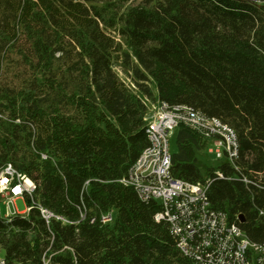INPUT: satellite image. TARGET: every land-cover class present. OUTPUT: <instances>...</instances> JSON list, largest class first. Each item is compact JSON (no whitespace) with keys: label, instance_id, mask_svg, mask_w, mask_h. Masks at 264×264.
Listing matches in <instances>:
<instances>
[{"label":"trees","instance_id":"obj_1","mask_svg":"<svg viewBox=\"0 0 264 264\" xmlns=\"http://www.w3.org/2000/svg\"><path fill=\"white\" fill-rule=\"evenodd\" d=\"M161 100L234 130L237 156L203 173L208 140L180 125L171 173L210 177L212 208L264 243V0H0V170L69 220L0 216L9 264H195L155 219L160 200L123 181Z\"/></svg>","mask_w":264,"mask_h":264},{"label":"built area","instance_id":"obj_2","mask_svg":"<svg viewBox=\"0 0 264 264\" xmlns=\"http://www.w3.org/2000/svg\"><path fill=\"white\" fill-rule=\"evenodd\" d=\"M180 125L198 131L208 143L213 142L215 148L212 151L217 158L227 155L233 160L237 156L236 134L219 118L206 116L188 105L171 107L161 100L153 119L147 122L150 145L143 150L123 181L133 186L142 199L160 200L161 209L155 219L167 223L178 239L179 250L195 264H264V243L252 241L238 224L228 218L226 212L212 208L207 194L210 177L203 182H189L172 175L168 136ZM217 173L223 176L221 172ZM35 189L36 184L11 164L2 168L0 197H5L8 205L4 218L10 221L18 214L26 216L34 206H38L48 222L53 217L69 222L67 218L37 205L32 200ZM21 196L30 197L24 212L10 207L15 198ZM85 218L86 213L81 212L79 221ZM101 219L107 222L112 216L104 214ZM0 264L9 263L0 256ZM44 264H51L50 257L44 258Z\"/></svg>","mask_w":264,"mask_h":264},{"label":"rangeland","instance_id":"obj_3","mask_svg":"<svg viewBox=\"0 0 264 264\" xmlns=\"http://www.w3.org/2000/svg\"><path fill=\"white\" fill-rule=\"evenodd\" d=\"M135 2L139 0H134ZM116 69L122 78L128 84L131 86L134 90H136V87L133 84V75L131 71L128 68H125L119 63L116 65ZM148 119H153L155 115V111L158 108V102H148ZM178 130L179 127H176L172 132L169 134V149L171 153H174L178 150V143H177V136H178ZM215 148V145L213 142H209L207 147L205 149L199 150L197 152L198 157V166L203 171V173L206 171L208 167H216L220 163V158L216 157V154L212 149ZM9 201V200H8ZM29 203V200L25 198L24 196L15 198V202L10 204V207L13 210H17L18 212H24L27 209V205ZM8 211V205H7V199L5 197H0V216L5 217ZM0 256H4L3 249H0Z\"/></svg>","mask_w":264,"mask_h":264},{"label":"water","instance_id":"obj_4","mask_svg":"<svg viewBox=\"0 0 264 264\" xmlns=\"http://www.w3.org/2000/svg\"><path fill=\"white\" fill-rule=\"evenodd\" d=\"M241 221L243 220V218L241 217V219H240Z\"/></svg>","mask_w":264,"mask_h":264},{"label":"crops","instance_id":"obj_5","mask_svg":"<svg viewBox=\"0 0 264 264\" xmlns=\"http://www.w3.org/2000/svg\"><path fill=\"white\" fill-rule=\"evenodd\" d=\"M158 102V101H157Z\"/></svg>","mask_w":264,"mask_h":264}]
</instances>
